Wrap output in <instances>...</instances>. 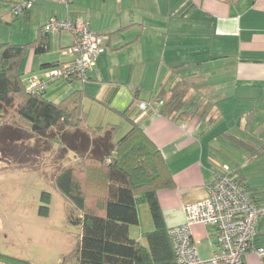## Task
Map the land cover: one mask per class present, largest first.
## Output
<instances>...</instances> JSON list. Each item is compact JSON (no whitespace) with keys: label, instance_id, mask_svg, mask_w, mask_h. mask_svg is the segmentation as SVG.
Masks as SVG:
<instances>
[{"label":"crops","instance_id":"obj_1","mask_svg":"<svg viewBox=\"0 0 264 264\" xmlns=\"http://www.w3.org/2000/svg\"><path fill=\"white\" fill-rule=\"evenodd\" d=\"M20 1L0 0L10 13ZM22 18L32 39L18 45L35 41L53 18L83 19L94 33L109 37L87 80L52 85L46 98L59 103L82 91L89 127L117 126L119 136L134 127L144 131L173 180L172 188L158 193L168 230L185 224L184 206L207 197L206 187L223 166L240 176L264 207V0H75L68 7L37 0L13 20ZM48 43L42 55L28 51L24 80L73 61L72 35H50ZM179 82L192 87L193 112L174 122L160 115L154 100ZM67 155L78 162L75 153ZM257 230L256 245L264 248V214ZM192 233L200 258L210 260L217 250L216 231L197 225ZM244 264L263 261L250 253Z\"/></svg>","mask_w":264,"mask_h":264},{"label":"trees","instance_id":"obj_2","mask_svg":"<svg viewBox=\"0 0 264 264\" xmlns=\"http://www.w3.org/2000/svg\"><path fill=\"white\" fill-rule=\"evenodd\" d=\"M49 36L42 27L38 38L29 44L0 45V127L14 121L35 137L54 140L65 152L78 157V165L59 174L56 185L79 212L78 218L69 219L82 227L79 264H178L158 197L160 191L173 187L169 166L159 148L140 127H134L119 140L117 126L89 127L82 91L59 103L49 101L47 91L37 95L27 91L22 70L27 53L33 49L38 55L44 54ZM59 66L62 65L51 69ZM75 80L79 79L71 77L64 82ZM191 90L188 82H179L170 90L160 91L154 100L162 103L160 115L174 122L186 121L193 112L188 98ZM13 134L17 133H9ZM233 175L257 207L264 208L242 178ZM49 199L46 194L47 202ZM143 205L148 206L154 224L152 232L142 233L147 245L131 236L132 227L142 224ZM0 258L29 264L1 255Z\"/></svg>","mask_w":264,"mask_h":264},{"label":"rangeland","instance_id":"obj_3","mask_svg":"<svg viewBox=\"0 0 264 264\" xmlns=\"http://www.w3.org/2000/svg\"><path fill=\"white\" fill-rule=\"evenodd\" d=\"M26 23L24 18L14 21L10 6L0 2V45L30 42ZM9 126L19 130L12 136L0 129V255L29 264H79L82 227L69 220L79 212L56 185L58 175L78 162L54 140L35 137L14 121ZM140 215L142 224L132 227L131 236L147 245L139 240V233L154 230L147 205ZM0 264L15 263L0 258Z\"/></svg>","mask_w":264,"mask_h":264},{"label":"built area","instance_id":"obj_4","mask_svg":"<svg viewBox=\"0 0 264 264\" xmlns=\"http://www.w3.org/2000/svg\"><path fill=\"white\" fill-rule=\"evenodd\" d=\"M58 1L68 7L75 0ZM36 3L37 0H21L13 5L11 14L20 17L30 12ZM43 31L48 35L62 32L72 35L74 44L69 52L74 59L43 74L30 75L25 83L32 95L42 94L50 86L71 77L87 80L89 72L107 51L109 37L94 33L83 19L53 18L43 25ZM156 103L158 106L162 104ZM206 191L205 199L184 206L185 224L169 229L178 264H244L250 253L257 254L264 264V248L256 245L257 222L263 216L264 208L257 207L228 166L222 167ZM197 225L214 229L217 233V250L210 260H202L199 256L192 233Z\"/></svg>","mask_w":264,"mask_h":264}]
</instances>
